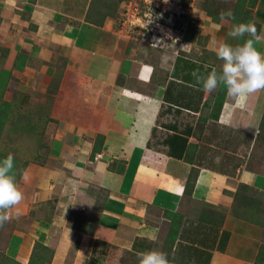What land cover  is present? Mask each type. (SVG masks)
<instances>
[{
	"label": "crops",
	"instance_id": "1",
	"mask_svg": "<svg viewBox=\"0 0 264 264\" xmlns=\"http://www.w3.org/2000/svg\"><path fill=\"white\" fill-rule=\"evenodd\" d=\"M193 1L184 40L154 48L122 17L90 21L92 0H0V102L17 125L50 113L48 148L16 153L8 258L30 264L43 244L50 264H87L97 244L114 264L153 249L169 264H264V90L206 93L193 75L220 70L219 42H243L233 24L264 34V0H232L223 21Z\"/></svg>",
	"mask_w": 264,
	"mask_h": 264
},
{
	"label": "clouds",
	"instance_id": "2",
	"mask_svg": "<svg viewBox=\"0 0 264 264\" xmlns=\"http://www.w3.org/2000/svg\"><path fill=\"white\" fill-rule=\"evenodd\" d=\"M225 17L234 19V14L230 10L222 11L221 20ZM227 35L243 42L236 45L219 42L215 54L223 62L220 70L212 69L206 76L194 72L197 84L202 85L206 93L223 85L227 94L235 98L264 90V53L255 47L256 42L264 40V34H258L256 25L249 21L233 24ZM246 36L251 38L245 39ZM14 167L12 154L0 160V226L11 221L13 210L24 198L16 182ZM15 214L18 217L19 213ZM137 259L139 264H169L167 254L156 249L138 252Z\"/></svg>",
	"mask_w": 264,
	"mask_h": 264
},
{
	"label": "rangeland",
	"instance_id": "3",
	"mask_svg": "<svg viewBox=\"0 0 264 264\" xmlns=\"http://www.w3.org/2000/svg\"><path fill=\"white\" fill-rule=\"evenodd\" d=\"M130 1H133V2L131 5H128V3ZM185 1H188L190 6H191L189 8L188 12H189L190 19L192 18V20H193V17H194L193 16L194 1L193 0H185ZM126 2H127V5L125 7ZM232 2H233L232 0H197V3L199 5L202 4L203 6H208L209 12H211V11L217 12L216 13L217 18L220 17V13L222 11L223 12L229 11V9H230L229 7H230ZM129 8H130V13H132V14H135L136 12H139L136 14L138 16H141V14H145V7L142 4L141 0H127L125 2H122L120 5V9H121L120 11H121V13L123 12V14H124V12L127 13ZM130 18H132V21L134 19H136V17H134V16H130ZM121 21H122V27H124V28L126 27L127 31H129L131 34H133L134 38L137 39L138 42H146V41L148 42V39L150 37L149 33H147L146 31H144L142 29H139V28L138 29H136L134 27L131 28L130 27L131 22L126 20L125 15L122 16ZM190 22L191 21H188V23H190ZM143 39H144V41H143ZM168 44H169V42H168ZM165 47H166V44L162 48H165ZM154 48H157V47H154ZM49 114L46 113L45 120H44V118L39 119L40 123H37V128H33L31 126L32 122L30 120H28L26 122V124L17 125L18 121H16V118L12 119L11 115H10L11 121H8L7 125L4 127L2 134L0 136V155H2L4 158H6L9 154H12L14 157V160H17L18 157L16 156V153L19 152L18 153L19 157H21V159H23L22 162H28L29 160H33V159L37 158V156H39L41 151L48 148L47 142H46L47 139H45V131L46 130L43 126L44 125L46 126V124L48 123ZM13 115L16 116L15 114H13ZM38 117H39V115H38ZM16 167H18V166H16ZM19 170L20 169H18V171L14 172L15 176H18ZM16 180H17V178H16ZM2 230L3 229L0 228V264H14L13 262H10L9 260H7V258L5 256L4 247H3L4 235L2 234ZM83 243L85 245L88 244L87 241L83 242ZM75 244L78 245V242H76ZM88 246H89V244H88ZM102 247H103L102 245L96 244L93 247L94 248L93 252L89 251V250H91V248L88 250L89 252L86 255V257L84 258L87 260V264H114V262H113L114 258L112 255L110 256V261H108V260L104 261L105 255L107 254L108 250L106 251V248H102ZM99 256H101L103 259L100 260ZM123 257H125L123 259H126V260L130 259V257H128V255H124ZM131 261L129 260V262H131ZM131 264H138V261L134 260V262H132Z\"/></svg>",
	"mask_w": 264,
	"mask_h": 264
},
{
	"label": "built area",
	"instance_id": "4",
	"mask_svg": "<svg viewBox=\"0 0 264 264\" xmlns=\"http://www.w3.org/2000/svg\"><path fill=\"white\" fill-rule=\"evenodd\" d=\"M145 7V14L141 16L124 12L126 20L131 22L130 27L142 29L149 33L148 42L151 47H164L170 41L181 43L184 40L183 26L191 21L189 17L188 1L185 0H141ZM130 1L128 5H131ZM127 2L125 3V7ZM143 15V16H142ZM130 16L136 17L132 21ZM144 41V39H143ZM163 43V44H162Z\"/></svg>",
	"mask_w": 264,
	"mask_h": 264
},
{
	"label": "trees",
	"instance_id": "5",
	"mask_svg": "<svg viewBox=\"0 0 264 264\" xmlns=\"http://www.w3.org/2000/svg\"><path fill=\"white\" fill-rule=\"evenodd\" d=\"M127 0H92L90 10H89V17L88 19L90 21H97L100 19V23H104L105 20L109 17L114 18H121L124 14L123 12L121 15L119 14L120 5L122 2H125ZM240 7V6H239ZM9 104H5L0 102V136L2 134V131L4 127L7 125L9 119H10V108H8ZM10 107V106H9ZM4 159L2 155H0V160ZM14 172L18 171L17 161L14 160ZM24 169H21L18 173V176L16 178H20V175L22 174ZM196 177H192L189 180L188 187L193 188L195 185ZM190 192V191H187ZM176 222V221H175ZM174 223V222H173ZM179 224L175 223L172 225V235L174 236L173 242L176 240L175 235L179 232ZM171 235V236H172ZM7 260L10 262H13L14 264H19L16 261L10 259L5 254ZM54 257V251L43 245V244H37L33 253V256L31 258L30 264H50L52 259Z\"/></svg>",
	"mask_w": 264,
	"mask_h": 264
}]
</instances>
